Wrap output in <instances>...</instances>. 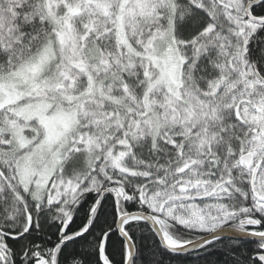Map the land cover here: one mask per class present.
<instances>
[{
  "label": "snow or ice",
  "instance_id": "1",
  "mask_svg": "<svg viewBox=\"0 0 264 264\" xmlns=\"http://www.w3.org/2000/svg\"><path fill=\"white\" fill-rule=\"evenodd\" d=\"M184 256L264 264V0H0V264Z\"/></svg>",
  "mask_w": 264,
  "mask_h": 264
},
{
  "label": "trees",
  "instance_id": "2",
  "mask_svg": "<svg viewBox=\"0 0 264 264\" xmlns=\"http://www.w3.org/2000/svg\"><path fill=\"white\" fill-rule=\"evenodd\" d=\"M224 243H225V245H227L228 243H230V241L226 240ZM217 255L221 259H223V251L222 250H218ZM164 264H196V261L193 259V257H189V256H184L180 260H175V259L170 260L169 257H165L164 258ZM201 264H203V262H201Z\"/></svg>",
  "mask_w": 264,
  "mask_h": 264
}]
</instances>
